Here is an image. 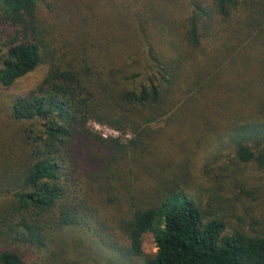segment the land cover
<instances>
[{"label": "trees", "instance_id": "16d2710c", "mask_svg": "<svg viewBox=\"0 0 264 264\" xmlns=\"http://www.w3.org/2000/svg\"><path fill=\"white\" fill-rule=\"evenodd\" d=\"M40 66L0 114V264H264L211 183L264 168V0H0V90Z\"/></svg>", "mask_w": 264, "mask_h": 264}, {"label": "rangeland", "instance_id": "374dc122", "mask_svg": "<svg viewBox=\"0 0 264 264\" xmlns=\"http://www.w3.org/2000/svg\"><path fill=\"white\" fill-rule=\"evenodd\" d=\"M254 66L257 67V64ZM45 71V66H40L36 70L18 79L8 91L0 90V114L6 117L8 112L6 103H10V97L15 93L24 92L36 85L44 76ZM93 126L105 137L121 136V132L107 125L94 122ZM230 151L231 149H225V155H217L212 161L215 165V170L212 171L213 174L215 173V177H212L213 181H211V183L224 182V184H231V187H225L226 191H224V193L231 198L234 207L230 205V211L226 217L230 218L232 221L237 220L238 215L244 217L248 221L250 217L251 219L257 218L262 225H264V168H261L258 164L253 162L238 163L235 161V163H232L230 162L231 157H228ZM202 152L203 150L199 153L202 157L198 159L193 157L191 163L192 174L196 181L195 185H198V183L206 185L211 184L207 182L208 177L211 176H206L202 169L205 161ZM145 249L148 253H153L157 249L154 238L151 235L146 237Z\"/></svg>", "mask_w": 264, "mask_h": 264}, {"label": "built area", "instance_id": "2783aa9c", "mask_svg": "<svg viewBox=\"0 0 264 264\" xmlns=\"http://www.w3.org/2000/svg\"><path fill=\"white\" fill-rule=\"evenodd\" d=\"M116 131H118V130H116ZM119 132V131H118Z\"/></svg>", "mask_w": 264, "mask_h": 264}]
</instances>
